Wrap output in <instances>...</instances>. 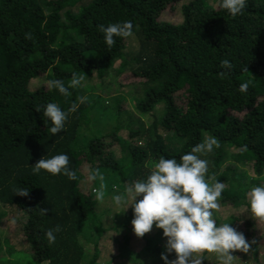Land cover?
I'll use <instances>...</instances> for the list:
<instances>
[{"label":"trees","instance_id":"16d2710c","mask_svg":"<svg viewBox=\"0 0 264 264\" xmlns=\"http://www.w3.org/2000/svg\"><path fill=\"white\" fill-rule=\"evenodd\" d=\"M165 12H173L176 22L163 20ZM127 21L132 34L114 37L109 48L100 26ZM133 34L139 45L125 55ZM117 61L118 74L135 66L128 70L139 93L132 96L133 111L127 94L95 84ZM74 75L83 79L72 87ZM36 80L40 86L33 90ZM52 80L62 81L68 94L51 87ZM90 82L94 89L81 88ZM244 82L249 87L241 93ZM48 103L68 113L56 135L43 118ZM73 103L77 108L70 111ZM134 110L154 111L153 118L147 122ZM129 116L134 119L124 120ZM206 138H215L218 146L197 155L208 161L207 182L224 183L218 202L249 207V183L259 185L258 179L237 174L226 157L251 161L255 176L264 172V0H247L236 17L221 0H0V210L6 209L0 219V264H21L18 254L31 259L28 264H96L98 241L107 232L102 217L107 224L112 211L106 205L101 213L103 200L146 179L161 156L178 159ZM61 153L68 155L75 179L33 171L40 159ZM95 170L102 181L91 178ZM84 181L90 182L87 193ZM18 190L29 194L18 195ZM123 217L117 229L126 231L124 238L134 214ZM9 220L23 222L22 249L8 234L9 224L1 229ZM263 224L251 216L243 233L251 245L247 253L257 260L264 251L258 231ZM49 230L54 242L46 235ZM162 233L142 237L145 260L164 262L165 246L157 241ZM128 247V241L121 245L132 254ZM199 258L210 264L207 253Z\"/></svg>","mask_w":264,"mask_h":264},{"label":"clouds","instance_id":"9594fccd","mask_svg":"<svg viewBox=\"0 0 264 264\" xmlns=\"http://www.w3.org/2000/svg\"><path fill=\"white\" fill-rule=\"evenodd\" d=\"M247 0H221V7L232 16L241 15L246 8ZM132 23L110 24L100 26L104 41L109 48L116 43L114 37H129L132 34ZM225 67L231 68L228 60L223 61ZM82 77L72 78L71 86L75 87ZM49 85L58 89L62 95L68 94V88L60 80H52ZM249 84L241 83L239 91H247ZM83 102L84 98H78ZM73 103L70 111H75ZM37 111L41 109L37 108ZM43 118L51 123L53 135L61 132L68 118V113L56 103H48L42 110ZM217 145L215 138H206L203 143L195 145L190 152L177 158L161 156L146 179L137 180L126 186L123 193L111 197L116 214L125 213L132 208L134 218L131 223L137 237H143L152 231L153 226L163 230L166 238L165 252L161 253L164 264H202L201 253L216 254L220 264H233L234 252L247 253L250 243L242 232L231 223L218 224L214 218L219 209V198L224 190L223 182L210 185L206 180L208 161L201 159L197 153L211 152ZM33 171L41 170L52 175H64L72 180L76 178L70 167L67 154H58L48 159H40ZM102 181L98 170L92 173V179ZM103 188V184H101ZM18 195L27 196L29 191L18 190ZM250 209L254 217L264 220V185H257L247 193ZM97 198L103 200V193L97 192ZM139 198V199H138ZM58 230V229H57ZM50 242L55 241L53 231L47 232ZM175 259H169L170 254Z\"/></svg>","mask_w":264,"mask_h":264},{"label":"rangeland","instance_id":"374dc122","mask_svg":"<svg viewBox=\"0 0 264 264\" xmlns=\"http://www.w3.org/2000/svg\"><path fill=\"white\" fill-rule=\"evenodd\" d=\"M163 20L165 21H175L176 22V16L175 14H173V12H165L163 15ZM136 39H138V37L136 36V34H133L131 39L128 41V47L124 49L123 53L125 55H129L132 54L133 50H136V48L138 47L139 43L136 41ZM121 61H117L115 64V67L111 68V72L110 74L104 76L103 79H96L95 84H107L108 87L110 88V91H116L117 94H127V98L128 100L131 102L130 103V107L132 105L135 104V102L133 101L132 96L135 94H139L138 91L136 90V88L131 84L133 82V80H130V72L128 71L129 69L135 67L134 64H129V66L127 67V70L123 73V74H118L117 72V68L119 67ZM108 71V70H107ZM106 71V72H107ZM105 72V73H106ZM121 84V87H119V85ZM38 86H40V82L38 80L34 81L31 85V88L34 90L36 89ZM88 86L91 89H94V84L93 82H90L88 84H82L81 88L85 89L88 88ZM88 88V89H90ZM87 96V94L83 97L85 98ZM85 99H83L84 101ZM132 104V105H131ZM134 107L132 106V111H133ZM160 108H158L159 110ZM135 112V110H134ZM154 112V111H153ZM153 112H150L148 114H139L142 112H135L136 117L138 118H142L144 120H146L147 122L149 120H151L153 118ZM130 120L134 119V116H129L124 118V120ZM110 142L115 143L114 139H110ZM117 145V144H116ZM118 149H121L120 145H117ZM236 149H232V153L235 154ZM230 152V154H232ZM227 161L228 164H234L237 166V170L239 171V173L237 174H248L251 177H256L259 182V185H263L264 184V172L261 176H255V170H254V166L253 163L251 161H243V162H239V161H235V157L230 155L229 157L227 156ZM226 168V166H225ZM255 181H253L254 183ZM85 183V184H84ZM252 182H250V187L252 188V186H257V184H253ZM82 189L85 193H87L90 190V182H87L86 185V181H84L82 184ZM115 195V194H114ZM112 197V196H111ZM110 198H106L103 200L102 204H105L103 210L101 211V213L106 212V205H108V208H110L112 211L110 213V217L107 220V224H105V218L102 217V221L106 227V234L105 236L98 241L99 243V249H100V253L98 256V260L96 264H164V262H156L154 261L151 257H148L147 260H145V243L144 240L141 237H137L133 231V225H129L128 230H127V237H124V234L126 231L123 230H118L117 227L121 225V223L124 220V215L126 213L129 214H133V210L131 207H129V209L123 213V209H121V213H117L116 214V209L113 206L112 200ZM245 203V202H243ZM219 209L215 211L214 214V218L216 219L217 223H231L232 226L234 228H236L239 232H246L249 230V227L245 226V222L247 220H249L251 218V216H253L250 206H246V207H242L239 208L241 206H236L234 204H232L231 202H223L220 201L219 202ZM243 206V205H242ZM3 210H0V219H2V212L5 211L6 209L4 207H1ZM19 214V213H18ZM22 215V214H20ZM19 217V216H16ZM234 218L236 220H234ZM24 221V220H23ZM122 221V222H121ZM6 224L1 226L2 230L6 229V225H10V230L8 232V234L10 235L11 238H15L16 243L18 246V249H22V244H24V235L22 232V224L21 223H14L9 221H5ZM220 223V224H221ZM19 230V231H18ZM159 230L156 228L155 226H153V229L151 232L146 233L147 236H152V237H157L160 236L159 235ZM259 234L262 236L264 235V224L261 228L258 229ZM118 240H121V244H118ZM157 240V239H156ZM116 241V242H115ZM128 241L129 243V249L132 251V254H129L128 252L124 253L123 250L121 249V245L125 242ZM159 242V244H162L163 246L166 245V238L163 236V233L161 235V237L159 238V240H157ZM94 242H91L89 245V250L88 253H91L92 255L95 254L96 250L95 247L93 246ZM3 246L6 247L5 242L3 243ZM136 253H143L142 256H137ZM29 253H26V255ZM174 254V253H173ZM173 254L169 255V259L171 260L173 257ZM202 254V253H201ZM145 255V256H144ZM234 260H233V264H264V251L262 256H260V258L255 259L254 257L252 258L249 253H244V252H234ZM30 256V255H29ZM147 257V256H146ZM137 258V259H136ZM18 261L21 264H28V261L25 258V255H21L18 254L17 257ZM207 260L210 264H218L220 263L219 260L217 259L216 254L213 253H207ZM107 261V262H106ZM218 262V263H217ZM14 264H16V262H13ZM3 264H10V262L7 263H3Z\"/></svg>","mask_w":264,"mask_h":264}]
</instances>
